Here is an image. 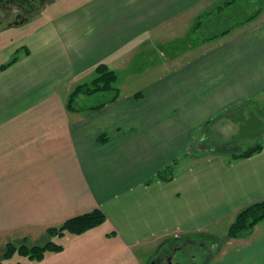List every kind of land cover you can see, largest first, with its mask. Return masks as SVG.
Returning a JSON list of instances; mask_svg holds the SVG:
<instances>
[{"label": "crops", "instance_id": "obj_1", "mask_svg": "<svg viewBox=\"0 0 264 264\" xmlns=\"http://www.w3.org/2000/svg\"><path fill=\"white\" fill-rule=\"evenodd\" d=\"M223 2L57 0L0 28V66L18 56L0 71V236L45 234L97 208L107 216L32 264H150L202 234L225 238L209 264H264V220L226 238L241 209L264 200V10L215 39L187 37ZM145 60L163 72H139L131 91L118 78L120 96L97 109L69 108L100 63L119 75ZM216 137L245 147L202 145Z\"/></svg>", "mask_w": 264, "mask_h": 264}, {"label": "trees", "instance_id": "obj_2", "mask_svg": "<svg viewBox=\"0 0 264 264\" xmlns=\"http://www.w3.org/2000/svg\"><path fill=\"white\" fill-rule=\"evenodd\" d=\"M251 0H225V2L221 3L218 7L216 13H220L217 18H213L207 25V29L214 26L215 24L218 25L222 23V21H230L228 27H224L225 29L211 34V36H204L200 37V41H206L215 39L220 37L224 34H227L234 30V28L245 26V24L252 22L255 20L259 15L263 13L264 4L263 1L260 2L258 9L253 14H247L245 11V7L248 5L249 7H253L250 3ZM245 6V7H244ZM226 10L228 13L225 15L223 13ZM202 17H199L196 27L194 28V33L199 32L202 28ZM18 59V56H15L11 61L4 63L0 66V71L6 69L9 65L13 64L14 61ZM95 79L92 82V87L87 83L80 84L76 86L70 95L69 98V108L71 110H81L85 108H93L97 109V107H102L107 105L109 102L116 101L117 98L120 96L121 88L116 85L119 75L113 69H111L108 64L101 63L95 68ZM83 96L88 97H99L104 96L97 104L92 106H78V98ZM263 144L258 143L255 146H252L248 149L233 152V156L235 159L239 157H250L252 154L260 152L262 150ZM107 216L105 215L102 209H93L90 212L79 214L78 216L71 217L67 219L59 227H51L47 229L52 236L59 235L63 236L67 232L73 234L84 233L89 231L91 228L101 225L105 222ZM264 220V200L254 202L252 205L241 209V212L238 213L235 220L230 225L229 231L227 233L226 238H245L249 237L254 230V227ZM203 236L196 237V239L186 238L182 243L185 242L183 245L178 244L176 247L178 249L184 250L186 247H194L200 248L206 254L203 255V259L205 262L202 264H209L219 251L221 244L223 243L225 238L216 237L210 234H202ZM174 246L171 248L174 249ZM63 245L57 242L49 241L44 246L34 245L30 247L26 244L21 245L20 247L16 246L13 243H9L8 250L5 252V256L7 261H10L15 254L23 255L28 257L29 259L42 261L45 256L46 252L52 251H61L63 249ZM0 264H4L0 261ZM5 264H23V263H13L7 262ZM151 264V263H150Z\"/></svg>", "mask_w": 264, "mask_h": 264}, {"label": "rangeland", "instance_id": "obj_3", "mask_svg": "<svg viewBox=\"0 0 264 264\" xmlns=\"http://www.w3.org/2000/svg\"><path fill=\"white\" fill-rule=\"evenodd\" d=\"M264 0H251L250 3L252 4L253 7H249L248 5L244 8L245 11L247 14H253L256 9H258L259 7V4L260 2ZM264 4V3H263ZM219 7V6H218ZM217 8L215 9H212V10H209V12H207L206 14L203 15L202 17V22H203V26L201 30H199V32H196L194 33V28L196 27V24H195V27L193 28L192 32L189 33V35H187L188 39L190 40V42L192 43H198L200 41V37H204L205 35L207 36H211V34H214L216 32H220L222 30H224L226 27H228V24L230 21H222V23L218 24V25H214L212 27H210V29H207V25L210 20H212L213 18H217V17H220L219 14L220 13H216L217 11ZM15 9V7H13ZM16 10H13L12 15H14V18H15V13ZM11 14V13H8L7 11L3 10V8L0 6V18L3 17V16H6V14ZM225 13V15H227L228 13L226 12V10L223 12ZM12 20V19H11ZM13 23L11 21H2L0 20V28L2 27H9V26H20L21 23L19 21V19L17 18V20H12ZM4 22H9L8 24L4 23ZM11 22V24H10ZM25 24V23H23ZM225 27V28H224ZM206 41H209V40H206ZM175 41L172 43L171 41H169V45L166 46V48H164L165 50L169 47V50L172 49V44L174 45ZM186 44V40L183 41V43L181 44H178L176 45L177 48H180L181 46H185ZM164 50H161V52H163ZM142 61V62H135L133 63L132 65H130V67L127 69H122L119 71V81L122 83L124 82L125 84V87H123L122 89L126 91H131V89H135L137 87H139L140 83L137 82V83H132V80L131 79H134V78H137V77H140L142 76V74L144 76H147L148 78L152 75H156V73H159V72H163L162 70L158 69V66L157 65H154V61ZM101 64V63H100ZM98 66V65H97ZM152 67V68H150ZM153 68H155L153 70ZM116 71V70H115ZM143 72L142 74H139V72ZM117 72V71H116ZM117 75H118V72H117ZM93 77H91L89 79L88 82H84V83H87L88 85H90L92 87V82L93 80L95 79V73L92 74ZM84 83H81V84H84ZM80 85V84H78ZM76 85V86H78ZM75 86V87H76ZM121 87V86H120ZM104 96H100V98L102 99ZM98 96L97 97H88V96H83V99H79V102H78V106H85V104H90V105H94V104H97L101 99H100ZM105 98V97H104ZM246 130L245 131H249L248 128H245ZM239 136V135H238ZM245 139H241L240 137H237V139H231V142L230 144H228V141L227 142H224L220 139H218L217 137L215 138L214 142L212 140H209L208 142H204L202 143V145L204 144H207V146H209V144H211V142L213 144H215V147L218 148V149H227V148H231L232 149H236L237 147H245L244 145L240 144V142H244ZM261 140V139H260ZM247 145V144H246ZM240 149V148H239ZM22 231V230H20ZM19 232V231H18ZM15 232L13 233L12 235L9 234V239H6L5 237L3 236H0V261L3 262L4 264L7 263V262H13V263H24V262H27V264H32V263H36L37 261H32L31 259H29L28 257L26 256H23V255H18V254H15V256L10 260V261H7L6 259V256L4 255L5 252L8 250V246H9V243H13L15 244L16 246L20 247L21 245L23 244H26L30 247H33L34 245H38V246H44L46 243H48L49 241H53V242H57L59 244H62V242H64L65 240L62 241V237L59 236V235H55V236H52L49 231L47 230L45 234L43 233H38V232H33L31 235L28 234V235H24V233H21V232ZM220 237H223V236H220ZM185 242H179L177 243V245L179 244H184ZM186 248H189V247H186ZM197 248V247H196ZM196 248L193 247V250H188L190 253H185L184 250H181V249H178V250H175L173 248H171L170 246L166 247V249H169V255L168 256V259H161V260H165L163 262V264H202L205 262V257H203V253H202V259H194L193 257L195 256V254L197 253L196 251ZM198 249V248H197ZM200 249V248H199ZM196 251V252H195ZM166 251H161V252H157L155 254V256L150 259L151 261V264H153V262L156 261V259H160L164 254L167 253ZM206 254V253H204ZM161 255V256H160ZM160 256V258H159ZM193 262H192V261Z\"/></svg>", "mask_w": 264, "mask_h": 264}, {"label": "flooded vegetation", "instance_id": "obj_4", "mask_svg": "<svg viewBox=\"0 0 264 264\" xmlns=\"http://www.w3.org/2000/svg\"><path fill=\"white\" fill-rule=\"evenodd\" d=\"M55 1L57 0H0V6L3 8V10L7 11L8 13L16 10L15 18L12 13H4L7 15V17L3 16L0 18V20L11 21L13 23L12 20H17L18 18L21 25H23V23L29 22L30 20L34 19V16L36 14L44 11L47 6L51 5ZM13 7H15V9ZM168 256H166L164 259L167 260Z\"/></svg>", "mask_w": 264, "mask_h": 264}]
</instances>
